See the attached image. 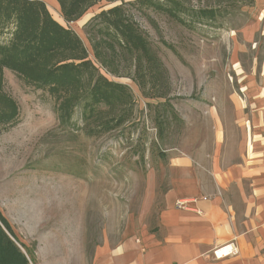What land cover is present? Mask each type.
<instances>
[{
    "label": "rangeland",
    "instance_id": "rangeland-1",
    "mask_svg": "<svg viewBox=\"0 0 264 264\" xmlns=\"http://www.w3.org/2000/svg\"><path fill=\"white\" fill-rule=\"evenodd\" d=\"M44 1L92 57L89 21L120 2L94 5L68 23L57 0ZM178 3L179 17L129 6L168 71L169 92L144 96L134 68L108 75L135 93L134 119L111 132L89 134L79 108L63 124L48 91L4 69V90L19 116L0 127V211L17 238L1 224L29 264H95L104 249L152 227L157 208L143 213L151 173L166 178L174 153L205 157L220 140L217 125L224 146L241 149L244 122L264 108V0ZM9 37L0 32V42Z\"/></svg>",
    "mask_w": 264,
    "mask_h": 264
},
{
    "label": "trees",
    "instance_id": "trees-1",
    "mask_svg": "<svg viewBox=\"0 0 264 264\" xmlns=\"http://www.w3.org/2000/svg\"><path fill=\"white\" fill-rule=\"evenodd\" d=\"M57 1L68 23L94 5L120 2L89 21L92 57L81 36L56 20L44 0H0V32H10L9 39L0 42V127L15 125L19 116L17 101L4 90L5 68L27 84L48 91L63 124L71 122L79 108L91 135L111 132L135 117L131 86L108 75H131L129 70L134 68L131 76L144 96L167 98L168 71L129 6H151L179 17L177 9L182 5L178 0ZM1 223L17 238L0 211V264H29Z\"/></svg>",
    "mask_w": 264,
    "mask_h": 264
},
{
    "label": "crops",
    "instance_id": "crops-1",
    "mask_svg": "<svg viewBox=\"0 0 264 264\" xmlns=\"http://www.w3.org/2000/svg\"><path fill=\"white\" fill-rule=\"evenodd\" d=\"M244 123L241 149L225 147L217 125L220 140L205 157L174 153L166 178L154 169L143 201L144 214L157 208L154 225L104 249L95 264H264V108ZM231 243L235 254L215 257Z\"/></svg>",
    "mask_w": 264,
    "mask_h": 264
},
{
    "label": "built area",
    "instance_id": "built-area-1",
    "mask_svg": "<svg viewBox=\"0 0 264 264\" xmlns=\"http://www.w3.org/2000/svg\"><path fill=\"white\" fill-rule=\"evenodd\" d=\"M236 252H237L236 247L232 243L220 246L214 250L215 257L217 258L235 254Z\"/></svg>",
    "mask_w": 264,
    "mask_h": 264
},
{
    "label": "water",
    "instance_id": "water-1",
    "mask_svg": "<svg viewBox=\"0 0 264 264\" xmlns=\"http://www.w3.org/2000/svg\"><path fill=\"white\" fill-rule=\"evenodd\" d=\"M14 240V238H12Z\"/></svg>",
    "mask_w": 264,
    "mask_h": 264
}]
</instances>
